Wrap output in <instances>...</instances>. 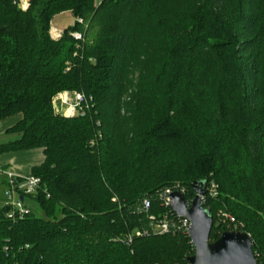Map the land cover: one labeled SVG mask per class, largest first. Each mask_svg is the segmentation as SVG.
<instances>
[{
	"label": "trees",
	"instance_id": "trees-1",
	"mask_svg": "<svg viewBox=\"0 0 264 264\" xmlns=\"http://www.w3.org/2000/svg\"><path fill=\"white\" fill-rule=\"evenodd\" d=\"M95 1L0 0V122L22 114L0 154L43 150L36 192L15 185L48 215L0 207V264H191L188 234L152 231L170 212L159 192L212 182L210 241L240 229L227 211L264 264V0ZM64 90L86 94L85 115L54 112Z\"/></svg>",
	"mask_w": 264,
	"mask_h": 264
},
{
	"label": "built area",
	"instance_id": "built-area-1",
	"mask_svg": "<svg viewBox=\"0 0 264 264\" xmlns=\"http://www.w3.org/2000/svg\"><path fill=\"white\" fill-rule=\"evenodd\" d=\"M22 9H27L29 7L30 0H19ZM53 39H59L62 36V31L53 29L50 31ZM73 35L77 38H81L82 34L78 32H74ZM73 99L71 100L69 92H59L57 95L53 97V107L56 113L62 114L65 117H72L76 115H85L86 110L89 108V100L84 92L76 91L73 94ZM63 107H67L64 109ZM3 173L7 174L8 177V186H7V196H6V206H11L12 211L9 216L16 218H23L26 214L30 213V208L24 200H21L22 196L20 193H17L16 185H15V177H19L16 174H13L12 171H4ZM41 180L39 177L30 175L24 178V181L18 186V190L24 192L25 194H31L36 192L39 187ZM209 190L207 194H199L202 204L205 206L207 202V196H216L218 193V185L214 182L208 187ZM180 192L185 196L186 188L181 186L180 184H176L174 186H168L162 191L159 192V198L162 202V205L168 207L170 212L165 213L163 217L152 227L153 233L156 234H164V233H175L181 231L185 234L189 235V230L191 226L190 219L186 216H179L170 206L171 204V194L173 192ZM193 199L187 200V206L190 208ZM152 203L149 198H144L142 201L141 210L145 212H149L151 210ZM206 207V206H205ZM150 218L155 219L154 215H151ZM234 220L232 216L227 213H223L219 211L218 219L220 222L225 223L226 219ZM150 231L147 229L136 230L137 236H148ZM193 243V242H192Z\"/></svg>",
	"mask_w": 264,
	"mask_h": 264
},
{
	"label": "water",
	"instance_id": "water-1",
	"mask_svg": "<svg viewBox=\"0 0 264 264\" xmlns=\"http://www.w3.org/2000/svg\"><path fill=\"white\" fill-rule=\"evenodd\" d=\"M199 194L193 198L190 208L182 193L176 191L171 194V208L179 216L188 217L191 222L189 236L195 253L188 257V261L191 264H258L252 236L245 231L226 230L217 240L210 241L214 216L202 204ZM23 199L21 196V200Z\"/></svg>",
	"mask_w": 264,
	"mask_h": 264
},
{
	"label": "rangeland",
	"instance_id": "rangeland-1",
	"mask_svg": "<svg viewBox=\"0 0 264 264\" xmlns=\"http://www.w3.org/2000/svg\"><path fill=\"white\" fill-rule=\"evenodd\" d=\"M101 1L102 0H96L95 2V4L96 5H98V4H101ZM175 1V0H174ZM173 0L171 1V3H170V1L167 3V5H168V8H171V5L173 4V2H174ZM30 2H31V0H30ZM29 2V3H30ZM19 7L21 8V5H20V1H19ZM74 22H75V19H74V16L72 15V11H66V12H63V13H61L60 15H58V16H56V17H54L53 18V21H52V23H51V28H50V30L52 31L53 29L55 30V29H57V30H61L62 32L65 30V29H67V28H69L70 26H72L73 24H74ZM71 35L73 34V32H71L70 33ZM222 37L223 38H225V35L224 34H222ZM61 92H69L70 93V96H72V97H70L71 98V100L73 99V94H74V92H76V91H74V90H64V91H61ZM60 92V93H61ZM78 92V91H77ZM131 92V91H130ZM55 95H57V94H55ZM53 100V99H52ZM52 108H53V110H54V107H53V102H52ZM64 109H66L67 107H63ZM54 112H55V110H54ZM1 124V123H0ZM16 137H17V135H14V134H8V133H6V131H4V133L3 134H0V145L1 144H5V143H7V142H9V141H13V140H15L16 139ZM31 150H37V149H30V150H24V151H17V153H14L12 156H17L18 157V161L19 162H21V163H23V162H25L26 160H28L29 158H30V151ZM16 152V151H15ZM5 153H7V156H8V154L9 153H13V152H5ZM5 153H2V154H0V159H1V155H3V154H5ZM42 155H43V153H42ZM6 156V157H7ZM40 156V155H39ZM41 157V156H40ZM4 168H6V165H0V207H3V206H6V201H5V199H6V196H7V185L3 182V180H8V177L4 174V173H2V172H4ZM13 174H16L17 176H19V177H21V178H25V177H27V176H30L31 175V172H29L28 174H18V173H14L13 172ZM18 197L20 198V196L18 195ZM26 205H28V207L29 208H31V210L38 216V217H41V218H47V213L41 208V206H40V204L35 200V199H33V198H31V197H27L26 198ZM223 213H227V214H229L230 216H232L230 213H228L227 211H222ZM232 218L234 219V220H229V218H227L226 219V221H225V224L226 225H230V223H234L235 225V228H240V229H242V228H244V223L243 222H239V224L237 223V221L235 220V218L232 216ZM233 225V224H232ZM232 227V226H231ZM240 229H231V230H239V231H243V230H240ZM228 230H230V229H228Z\"/></svg>",
	"mask_w": 264,
	"mask_h": 264
},
{
	"label": "crops",
	"instance_id": "crops-1",
	"mask_svg": "<svg viewBox=\"0 0 264 264\" xmlns=\"http://www.w3.org/2000/svg\"><path fill=\"white\" fill-rule=\"evenodd\" d=\"M21 118H22V114L18 113V114H15L13 116H10L2 120L0 122L1 123L0 124V134H3L4 131L12 127ZM14 153H17V152L9 153L8 156H7V153L1 155L0 165H6V168L3 169L6 172L12 171L18 174H28L29 172H31V169L33 166L40 165L44 161V154L42 155L43 153L42 149L31 150L29 152L30 158L23 163L18 161L17 156H12ZM5 175L7 176V174Z\"/></svg>",
	"mask_w": 264,
	"mask_h": 264
}]
</instances>
